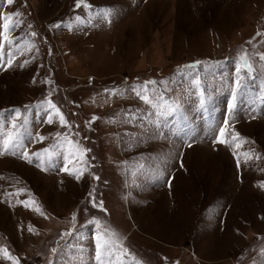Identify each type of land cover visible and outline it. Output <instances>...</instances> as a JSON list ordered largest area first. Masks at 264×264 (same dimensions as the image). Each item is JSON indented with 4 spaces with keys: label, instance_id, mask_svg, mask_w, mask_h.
Wrapping results in <instances>:
<instances>
[{
    "label": "rangeland",
    "instance_id": "rangeland-1",
    "mask_svg": "<svg viewBox=\"0 0 264 264\" xmlns=\"http://www.w3.org/2000/svg\"><path fill=\"white\" fill-rule=\"evenodd\" d=\"M0 14V264H264V0Z\"/></svg>",
    "mask_w": 264,
    "mask_h": 264
},
{
    "label": "snow or ice",
    "instance_id": "snow-or-ice-1",
    "mask_svg": "<svg viewBox=\"0 0 264 264\" xmlns=\"http://www.w3.org/2000/svg\"><path fill=\"white\" fill-rule=\"evenodd\" d=\"M14 2H15V0H7V3H8L9 5L13 4ZM79 2H80V0H77V3H78V4H79ZM11 15H19V14H18V13H13V14H11ZM11 15H9V16H4L3 14H0V21L11 20ZM15 26H16L15 23H11V24H10V23H0V28H2V29H8V30H11V29L14 28ZM33 34H34V33H33ZM262 58H264V57H262ZM245 65H246L245 76H247L248 74H250V73L253 71V68H252L251 65H248V64H247V61H245ZM239 72H240V69H239V67H238V68H237V73L239 74ZM193 83H194V85L198 86L199 83H200V81H198V80H194ZM236 84H237V87L240 86V82H239V80L236 81ZM137 95H140V93H137ZM142 98H143L146 102H149V97H147V96H143ZM202 103H203V102H202ZM52 108L55 109V110L59 113V109L56 107L55 104H52ZM170 110H171V109H170V106H168V107L163 108V109H160L158 112L154 113V115H156V117H157L156 121L153 122L154 126H155L156 124H158L160 117H162L163 115H166L167 112L170 111ZM16 111H17V113H18L19 110H16ZM60 120H61V122H64V116H63V114H60ZM48 123H52L51 115H49ZM13 139H14L13 137H9V141H12ZM12 146L15 147L16 145L13 144ZM96 179H99V177H96ZM4 254H5V256H6L9 260L12 261V264H17V259L11 257V256L7 253L6 250H4Z\"/></svg>",
    "mask_w": 264,
    "mask_h": 264
}]
</instances>
